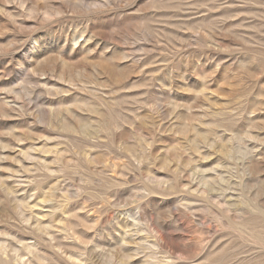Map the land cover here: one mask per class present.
Wrapping results in <instances>:
<instances>
[{
  "label": "rangeland",
  "instance_id": "rangeland-1",
  "mask_svg": "<svg viewBox=\"0 0 264 264\" xmlns=\"http://www.w3.org/2000/svg\"><path fill=\"white\" fill-rule=\"evenodd\" d=\"M0 264H264V0H0Z\"/></svg>",
  "mask_w": 264,
  "mask_h": 264
}]
</instances>
